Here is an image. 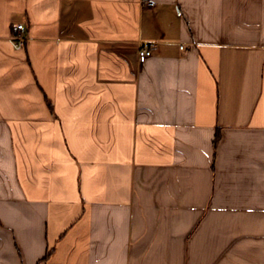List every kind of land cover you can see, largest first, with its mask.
<instances>
[{
  "label": "crops",
  "instance_id": "0c3cea01",
  "mask_svg": "<svg viewBox=\"0 0 264 264\" xmlns=\"http://www.w3.org/2000/svg\"><path fill=\"white\" fill-rule=\"evenodd\" d=\"M0 264H264V0H0Z\"/></svg>",
  "mask_w": 264,
  "mask_h": 264
},
{
  "label": "built area",
  "instance_id": "2783aa9c",
  "mask_svg": "<svg viewBox=\"0 0 264 264\" xmlns=\"http://www.w3.org/2000/svg\"><path fill=\"white\" fill-rule=\"evenodd\" d=\"M149 5H152V3H149ZM23 25L17 24L12 27V35H11V41L13 43V46L15 49H20L23 47L25 42V36L23 35ZM152 54V48L150 44H142L137 52V59L138 62L143 63L145 62Z\"/></svg>",
  "mask_w": 264,
  "mask_h": 264
},
{
  "label": "trees",
  "instance_id": "16d2710c",
  "mask_svg": "<svg viewBox=\"0 0 264 264\" xmlns=\"http://www.w3.org/2000/svg\"><path fill=\"white\" fill-rule=\"evenodd\" d=\"M24 46V45H23ZM218 137H219V134L218 133H216L215 134V139H214V142H217V140H218Z\"/></svg>",
  "mask_w": 264,
  "mask_h": 264
},
{
  "label": "rangeland",
  "instance_id": "374dc122",
  "mask_svg": "<svg viewBox=\"0 0 264 264\" xmlns=\"http://www.w3.org/2000/svg\"><path fill=\"white\" fill-rule=\"evenodd\" d=\"M24 35V34H23Z\"/></svg>",
  "mask_w": 264,
  "mask_h": 264
}]
</instances>
